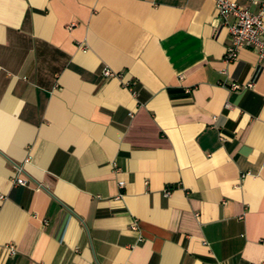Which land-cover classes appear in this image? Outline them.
Instances as JSON below:
<instances>
[{
  "label": "crops",
  "instance_id": "crops-1",
  "mask_svg": "<svg viewBox=\"0 0 264 264\" xmlns=\"http://www.w3.org/2000/svg\"><path fill=\"white\" fill-rule=\"evenodd\" d=\"M217 18L0 0V264H264V60Z\"/></svg>",
  "mask_w": 264,
  "mask_h": 264
},
{
  "label": "built area",
  "instance_id": "built-area-1",
  "mask_svg": "<svg viewBox=\"0 0 264 264\" xmlns=\"http://www.w3.org/2000/svg\"><path fill=\"white\" fill-rule=\"evenodd\" d=\"M257 4L255 0H252ZM217 19L221 26H224L229 34V46L224 55L226 63L234 62L238 57L240 50L246 49L253 51L258 62L264 60V4H260L256 13H251L248 9L237 5L229 0H214ZM103 79H121V75L112 72L107 68L101 70ZM246 87H251L250 84ZM241 87L231 85L229 90L236 91ZM12 184L15 186H25L26 180L20 177L13 179ZM123 182L118 183V187L122 188ZM170 195V190L164 191V197ZM3 198L0 196V200ZM10 254H14L12 246H8Z\"/></svg>",
  "mask_w": 264,
  "mask_h": 264
}]
</instances>
